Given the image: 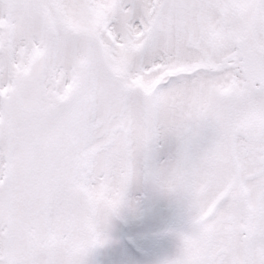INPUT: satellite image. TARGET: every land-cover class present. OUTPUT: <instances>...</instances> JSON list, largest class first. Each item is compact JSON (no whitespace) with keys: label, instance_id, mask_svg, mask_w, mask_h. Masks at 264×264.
<instances>
[{"label":"snow or ice","instance_id":"snow-or-ice-1","mask_svg":"<svg viewBox=\"0 0 264 264\" xmlns=\"http://www.w3.org/2000/svg\"><path fill=\"white\" fill-rule=\"evenodd\" d=\"M100 249L264 264V0H0V264Z\"/></svg>","mask_w":264,"mask_h":264},{"label":"rangeland","instance_id":"rangeland-1","mask_svg":"<svg viewBox=\"0 0 264 264\" xmlns=\"http://www.w3.org/2000/svg\"><path fill=\"white\" fill-rule=\"evenodd\" d=\"M162 230V225L153 228V231ZM116 237H114L115 239ZM145 247L149 251V255L145 257V260H152L169 253L172 250V245L165 238H160L156 241H147ZM109 249L97 250L89 257V264H119V262H113L109 260Z\"/></svg>","mask_w":264,"mask_h":264}]
</instances>
